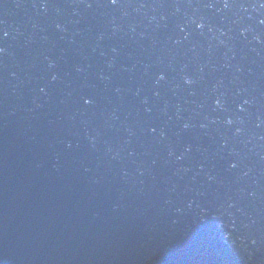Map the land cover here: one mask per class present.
<instances>
[{
    "label": "water",
    "instance_id": "obj_1",
    "mask_svg": "<svg viewBox=\"0 0 264 264\" xmlns=\"http://www.w3.org/2000/svg\"><path fill=\"white\" fill-rule=\"evenodd\" d=\"M0 264H264V0H0Z\"/></svg>",
    "mask_w": 264,
    "mask_h": 264
}]
</instances>
